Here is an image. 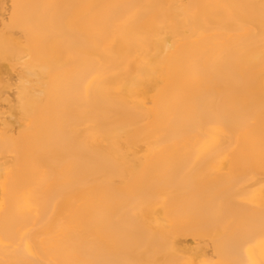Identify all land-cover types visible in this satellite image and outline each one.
Returning a JSON list of instances; mask_svg holds the SVG:
<instances>
[{"label":"bare ground","instance_id":"bare-ground-1","mask_svg":"<svg viewBox=\"0 0 264 264\" xmlns=\"http://www.w3.org/2000/svg\"><path fill=\"white\" fill-rule=\"evenodd\" d=\"M0 264H264V0H0Z\"/></svg>","mask_w":264,"mask_h":264}]
</instances>
